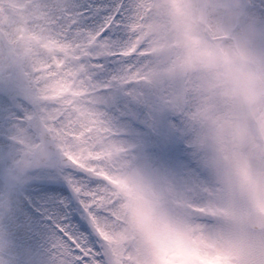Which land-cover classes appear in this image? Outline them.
<instances>
[{
    "label": "clouds",
    "instance_id": "obj_1",
    "mask_svg": "<svg viewBox=\"0 0 264 264\" xmlns=\"http://www.w3.org/2000/svg\"><path fill=\"white\" fill-rule=\"evenodd\" d=\"M91 12L69 0L44 32L0 0V264L39 247L20 210L43 219L40 182L65 189L46 221L64 264H264V0H108L107 28ZM64 25L93 33L116 103L95 69L68 78Z\"/></svg>",
    "mask_w": 264,
    "mask_h": 264
},
{
    "label": "rangeland",
    "instance_id": "obj_2",
    "mask_svg": "<svg viewBox=\"0 0 264 264\" xmlns=\"http://www.w3.org/2000/svg\"><path fill=\"white\" fill-rule=\"evenodd\" d=\"M88 2L92 5V16L104 17L105 9L108 7V0H88ZM11 3L19 14L24 15L26 22L35 19L43 21L41 30L47 32L48 18L52 16L53 12L62 10L69 3V0H11ZM104 18L106 22L100 25L101 28L110 26V17ZM77 24H81L83 27L82 18L77 20ZM113 33L114 29L113 32H109L107 35V40L105 41L106 50L109 45L117 43ZM49 35L52 40L51 47L59 46V50L65 57L66 75L68 78L75 81L78 78V74L84 71L85 68L91 67L95 69L97 75L102 78V85L107 86V89L102 86L100 90H109L110 94L106 99L116 103L118 97L115 90L112 89L109 79L103 75L107 71L109 61L101 62L99 57L88 54V49L98 46L99 43L93 38V33L87 28H84L83 32L79 30L73 32L70 27L64 25L54 33H49ZM107 54L112 55L110 51ZM111 63H115V61H111ZM128 115L134 119L138 128L143 127L144 121L140 118L137 120L135 112H129ZM140 121H143V123L141 124ZM31 194L33 200L39 201V207L44 212V217L41 219L27 205L20 210L23 219L21 229L26 234L25 238L28 236L39 238V247L29 254V264H64L62 242L46 221L51 220L53 224L57 222L59 215L57 207L65 194V189L53 182H40L34 185ZM75 211L79 228L81 229V236L83 237L87 232L89 220L78 209H75Z\"/></svg>",
    "mask_w": 264,
    "mask_h": 264
},
{
    "label": "snow or ice",
    "instance_id": "obj_3",
    "mask_svg": "<svg viewBox=\"0 0 264 264\" xmlns=\"http://www.w3.org/2000/svg\"><path fill=\"white\" fill-rule=\"evenodd\" d=\"M104 35H108V32H105ZM137 120H139V117H137ZM140 123L142 124L143 121H140ZM85 230H86V228H85Z\"/></svg>",
    "mask_w": 264,
    "mask_h": 264
}]
</instances>
